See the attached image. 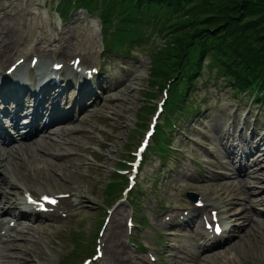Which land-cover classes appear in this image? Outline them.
Wrapping results in <instances>:
<instances>
[{
    "label": "rangeland",
    "instance_id": "obj_1",
    "mask_svg": "<svg viewBox=\"0 0 264 264\" xmlns=\"http://www.w3.org/2000/svg\"><path fill=\"white\" fill-rule=\"evenodd\" d=\"M57 2L58 0H0V50L4 45L11 50L5 64L18 55H29L32 50L49 61H63L64 57L72 58L80 48L82 60L87 66L96 64L98 57L102 55L103 76L107 77L103 85H116V88L104 94L102 106L92 108L86 118L77 123L81 125V131L70 134L73 138L71 146L58 150L74 155L71 161L66 158L62 160L64 168L61 167L58 173L42 168L34 173L28 166L21 169L19 182L25 183L30 190L38 186L51 187L70 191L72 197L66 218L32 217L33 221H26L35 225L30 234L17 231L25 228L11 232V241L3 242L0 247L4 249L6 245L12 246V242L19 245L18 249L5 250L7 255L12 256L6 259L12 264H57L58 258L65 259L79 254L81 249L76 248L79 244L87 247L93 245L106 205L113 207L120 202L119 199L116 202L110 201L111 197L106 195L107 185L114 179L112 173L122 163V158H130L129 153L142 136L154 109L151 106L161 96V92H157V82L161 78L152 87L149 82L147 55L154 44L161 42L157 31L152 32V35L147 33L141 40L142 45L128 54L109 52L108 49L100 54L102 39L97 19L79 8L67 20H63L55 10ZM66 79H70L69 75ZM145 93L156 94V97L149 98ZM69 94L70 89H65L64 99ZM144 102L146 106L143 105ZM197 103L199 108L192 111L190 106L193 104L194 108ZM257 109L256 105L249 104L248 95H235L222 77L215 76L214 70L204 71L192 90L186 107L188 113L178 122L181 130L174 133L170 151L164 158H157L150 153L151 156L143 166L139 181L144 189L142 193H135L137 198L132 209L135 211V221L141 224L145 219L159 236H146L137 229L134 236L138 237V241L141 240L143 244L157 241L162 245L161 256L174 264L183 263L190 252L202 253L199 247V252L197 249V236L190 237L191 234L195 235L196 230L176 229L174 235H166L160 223L161 217L166 213L163 208L167 207L169 210L182 206L183 196L189 190L204 193L205 197L215 202H226L227 196L223 199L218 197V192L222 189L217 180L208 181V178L213 175L214 169L216 173L226 172V169L219 167V161L227 160L223 154V145L231 142L230 134H234L236 142H244L247 149L254 146L255 139L251 133L253 128H257V138L264 137V112L258 115ZM222 133L228 137L220 139ZM262 148L264 149V142ZM51 160L58 162L56 158ZM195 160L201 162L199 173L190 174L186 167L195 164ZM263 165L264 163H260L250 169L255 174L264 175L263 172H258V168ZM53 168L58 169L57 166ZM118 180L123 182L119 178ZM231 180L233 177L226 179L228 182ZM15 192L19 200L22 188H17ZM127 205L129 204L124 201L117 207L119 211L107 224L104 236L108 241L117 228L115 232L120 237L118 236L112 250L121 254L126 263L131 260L130 264H136L135 257L139 254L133 252L125 238V217L131 210L130 205ZM257 208L262 209L263 206ZM261 218L264 222V217ZM242 221L240 218L237 223ZM74 238L78 239L75 244L72 242ZM168 246L174 247L173 251ZM215 249L217 253L209 255L208 264H264V237L261 240L253 239V235L246 229L233 230L230 239ZM173 253L180 256L178 263L170 257ZM24 260L26 261L23 262ZM193 261L195 259L191 258L186 263L192 264ZM106 263L108 264V259Z\"/></svg>",
    "mask_w": 264,
    "mask_h": 264
},
{
    "label": "trees",
    "instance_id": "obj_2",
    "mask_svg": "<svg viewBox=\"0 0 264 264\" xmlns=\"http://www.w3.org/2000/svg\"><path fill=\"white\" fill-rule=\"evenodd\" d=\"M80 6L121 46L137 45L157 31L162 41L149 51V82L152 87L161 78V87L174 78L171 88L180 104L205 65L239 92L262 75L255 99L264 103V0H59L56 5L62 16ZM106 190L111 194L116 187L108 184Z\"/></svg>",
    "mask_w": 264,
    "mask_h": 264
},
{
    "label": "bare ground",
    "instance_id": "obj_3",
    "mask_svg": "<svg viewBox=\"0 0 264 264\" xmlns=\"http://www.w3.org/2000/svg\"><path fill=\"white\" fill-rule=\"evenodd\" d=\"M10 51L9 46L5 45L2 47V50L0 51V63L5 62ZM39 67L42 70H47L44 65ZM62 88L65 89L63 86ZM84 109H87V107L85 106ZM64 122L69 125L60 126L55 131L51 133L46 132L40 137L32 136L24 140H16L10 144L0 145V172H2L3 176L0 178V221L7 215L10 216L11 220L23 219V221L19 223V228H25L26 230L18 229L17 231L30 234V230H33V227L35 228V225L31 223H24L25 220L30 221L31 215L20 210H18L17 213L12 211V208L14 207L12 204L18 199L15 191L19 187H23V189L27 188L25 183L19 182L22 174L20 172L21 169L28 166L30 169L34 170V173L40 170V168L46 171L52 170L56 173L64 168V164L62 163L64 158L68 159V161H71L74 158V155H71L68 152H60L58 150L63 149L64 146H71L73 138L70 137V134L81 131V125L77 124L79 123L78 120L74 121L72 118H67ZM26 127L28 128V126ZM21 130L24 131L25 128L23 127ZM54 136L55 138H53ZM263 142L264 137L258 138L255 141L254 151H252L253 154L250 155V157H248V155L244 156V158L248 160L249 158H254L252 164L254 166L264 162V150L262 148ZM227 156L229 160L226 162V165L222 164V167L229 169L230 172L217 178L220 189H222V191L218 192V197L223 199V197L227 196L226 202L223 201V203L225 202L224 205L227 211H229V218L236 220V223L240 218L243 219V221L237 225L234 223V230L235 228L238 231L246 229L248 233L253 235V239L257 238L261 240L262 237H264V222L261 218L264 217V175L255 174L254 171L249 170L247 165H240V167L236 169L234 166V151L228 150ZM51 158H56L58 162L52 161ZM56 166L58 169L53 168ZM61 172L59 173L61 174ZM258 172H263L264 174V166L259 167ZM226 177H233L234 179L233 181L228 182L225 180ZM38 191L40 192L41 190L39 189ZM257 206H263V208L258 209ZM14 208L17 209L18 206L16 205ZM220 213H223V210H220ZM113 216L114 213L112 214V218ZM8 221L6 220V222ZM195 224L196 223H194V225ZM115 229L112 232L113 236L108 240L109 242L106 241L105 250L108 256L107 259L110 264H125L122 262L121 256L112 250V247L116 246L118 236L120 237V235L115 232ZM9 236H11V234L4 237L0 236V243L3 241H11ZM238 237H240L239 233ZM12 248L18 249L19 245L12 242V246L6 245L4 249H0V264H12L6 260L12 256L5 253V250ZM215 251L216 250L211 251L209 254L205 255L197 254L196 256L189 253L188 258L191 259L192 257H196V260L192 264H208L209 261L207 258L212 253L216 254L217 251ZM173 258L176 259V256H173ZM185 260L187 261L186 258ZM25 261L26 260L23 262Z\"/></svg>",
    "mask_w": 264,
    "mask_h": 264
},
{
    "label": "snow or ice",
    "instance_id": "obj_4",
    "mask_svg": "<svg viewBox=\"0 0 264 264\" xmlns=\"http://www.w3.org/2000/svg\"><path fill=\"white\" fill-rule=\"evenodd\" d=\"M45 199H47V198H45ZM51 202H52V203H55V201H51ZM216 231H217V232L220 231L219 227L216 228Z\"/></svg>",
    "mask_w": 264,
    "mask_h": 264
}]
</instances>
